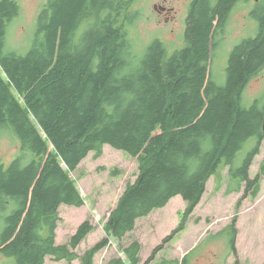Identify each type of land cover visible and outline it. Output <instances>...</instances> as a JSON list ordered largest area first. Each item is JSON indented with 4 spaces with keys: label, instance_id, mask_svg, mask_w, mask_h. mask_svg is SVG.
I'll return each instance as SVG.
<instances>
[{
    "label": "trees",
    "instance_id": "1",
    "mask_svg": "<svg viewBox=\"0 0 264 264\" xmlns=\"http://www.w3.org/2000/svg\"><path fill=\"white\" fill-rule=\"evenodd\" d=\"M136 1L47 0L28 49L0 47V136L16 145L10 161L0 158V264H44L47 256L93 264L112 239L122 256L105 264H140L139 241H123L138 218L180 195V223L142 263L150 264L185 228L211 176L219 190L227 168L224 194L243 187L238 206L258 195L264 158L254 177L249 168L264 140V107L246 108L242 93L264 65V11L250 47L235 48L218 83L210 38L234 0H218L214 8L198 0L190 15L194 47L171 52L156 39L143 54L129 28ZM247 141L254 143L236 165ZM106 144L136 158L138 174L104 222L105 236L79 255L94 225L85 219L57 244L58 208L84 204L69 172L90 152L101 156ZM225 229L236 257V218ZM187 260L188 254L159 264Z\"/></svg>",
    "mask_w": 264,
    "mask_h": 264
},
{
    "label": "rangeland",
    "instance_id": "2",
    "mask_svg": "<svg viewBox=\"0 0 264 264\" xmlns=\"http://www.w3.org/2000/svg\"><path fill=\"white\" fill-rule=\"evenodd\" d=\"M46 1H20L22 19L27 27L26 37L29 43L32 42L37 31L36 19ZM154 2L155 0H137L133 4L137 16L129 28L135 47H138L142 54L152 46L156 38H159L158 41L169 51L177 48L173 46L180 44L182 25L178 20L168 25L157 23L153 9ZM169 3L174 4L179 18L185 14L183 4L177 5L175 0H169ZM252 5L254 11L262 7L263 10L264 0H241L235 5V11L230 17L231 23L226 25L232 42L236 41L240 32L248 34L256 32L258 27L256 19L254 18L253 21L242 16ZM229 24L231 30L228 29ZM171 28L174 29L173 33L170 32ZM14 38L21 40V35ZM11 48H19L22 51L28 49V47ZM226 49L227 47L212 50L210 48L215 58L210 71L213 70V76L218 83H223L225 78L226 61L223 66L221 59L223 60L222 56ZM242 104L246 108L253 104L258 109L264 107V65L247 82L242 93ZM253 143L254 141H247L236 153V165L241 163ZM261 143L259 153L254 156L249 168L250 177H254L258 172L259 165L264 158V140ZM15 151L16 145L11 138H8L6 134L1 135L0 158L7 163L15 156ZM137 174V159L123 151L106 144L98 158L90 152L75 170L69 172L84 198V204L80 207L64 204L59 206L60 220L55 230L56 243H66L77 226L85 219L90 220L94 229L76 248V252L81 255L87 248L102 239L105 236L104 222L125 187L135 181ZM222 174L224 181L221 188L219 190L215 188L214 176L208 179L201 200L188 216L185 228L178 231L173 240L163 245L150 264H159L161 259H178V257L181 259L186 254H188L186 264H233L236 258L240 264H262L264 262V178L261 180L258 195L254 199L245 198L238 206L243 187L239 192L224 194L228 177L227 168ZM184 209L185 201L177 195L171 198L164 207L155 209L149 215L136 220L134 230L125 238L123 244L131 240L139 241L141 244L140 264L148 258L162 239L178 226ZM233 218H236L237 228L236 257L230 252L229 237L225 229ZM118 255L122 256V252L119 251L117 241L112 239L108 246L96 253L93 264H105L108 259ZM44 264H66V261H56L51 256H47ZM72 264H80V259L73 260Z\"/></svg>",
    "mask_w": 264,
    "mask_h": 264
},
{
    "label": "flooded vegetation",
    "instance_id": "3",
    "mask_svg": "<svg viewBox=\"0 0 264 264\" xmlns=\"http://www.w3.org/2000/svg\"><path fill=\"white\" fill-rule=\"evenodd\" d=\"M21 0H0V47H29L30 43L28 38L26 37L27 27L23 22L22 16V8H21ZM177 5L179 3L183 4L185 14L180 18L178 17V11L175 10V6L172 3H169V0H155L153 3L154 13L156 14L157 23L162 25H168L170 23H174L176 20L180 22L182 25V33L180 38V44H177L173 47L171 52L180 49V48H190L194 47L193 45V34L191 31V13L195 4L198 0H175ZM207 1V0H206ZM218 0H211V7L214 8L217 4ZM241 0H234L229 4L227 8L229 10L221 18L219 24L214 27V30L211 34L209 47L214 49L218 47H227L226 52L222 56L221 59L223 66L225 65V78H226V70L231 61V56L235 48L237 47H250L249 41H252L257 35L259 24L257 22V30L255 33L248 34L247 32L239 33L236 41L232 42L228 35V30L226 25L230 22L231 14L235 11V5ZM257 1V0H256ZM226 8V9H227ZM263 8V7H262ZM262 8L254 11L253 5L249 8L245 13H243V17L245 19H258V16L262 10ZM256 14V17H255ZM229 30L230 24H229ZM227 30V33H226ZM170 32L173 33L174 29L171 28ZM21 35V40L15 39L14 37H18ZM157 40L159 38H156ZM159 47H164V45H160ZM211 53V52H210ZM212 57V54H211ZM212 62H214V57L212 58ZM224 78V79H225Z\"/></svg>",
    "mask_w": 264,
    "mask_h": 264
},
{
    "label": "water",
    "instance_id": "4",
    "mask_svg": "<svg viewBox=\"0 0 264 264\" xmlns=\"http://www.w3.org/2000/svg\"><path fill=\"white\" fill-rule=\"evenodd\" d=\"M262 129L264 130V113H263V118H262Z\"/></svg>",
    "mask_w": 264,
    "mask_h": 264
},
{
    "label": "crops",
    "instance_id": "5",
    "mask_svg": "<svg viewBox=\"0 0 264 264\" xmlns=\"http://www.w3.org/2000/svg\"><path fill=\"white\" fill-rule=\"evenodd\" d=\"M111 242V241H110ZM178 259H179V257H178Z\"/></svg>",
    "mask_w": 264,
    "mask_h": 264
}]
</instances>
